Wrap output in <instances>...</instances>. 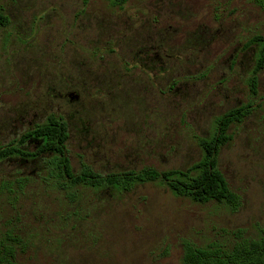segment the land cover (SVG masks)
Here are the masks:
<instances>
[{"label": "rangeland", "instance_id": "rangeland-1", "mask_svg": "<svg viewBox=\"0 0 264 264\" xmlns=\"http://www.w3.org/2000/svg\"><path fill=\"white\" fill-rule=\"evenodd\" d=\"M0 13V146L55 116L75 173L187 169L219 117L253 107L219 158L236 211L157 183L65 190L40 159L1 161L0 240L17 239L15 264H183L185 240L264 239V70L257 95L250 85L264 0H0Z\"/></svg>", "mask_w": 264, "mask_h": 264}, {"label": "trees", "instance_id": "trees-1", "mask_svg": "<svg viewBox=\"0 0 264 264\" xmlns=\"http://www.w3.org/2000/svg\"><path fill=\"white\" fill-rule=\"evenodd\" d=\"M112 6L123 7L131 0H107ZM88 2V0H86ZM9 24V18L0 13V28ZM251 43L258 45V54L253 74L250 78L251 90L258 94L259 74L264 70V36L256 35ZM253 112L252 105L229 111L217 119L215 133L211 137L198 138L202 156L187 169L157 170L145 168L141 171H126L103 175L89 166L75 173L68 155V124L61 118L51 117L45 124L24 133L11 144L0 146V162L20 157L27 161L40 159L48 178L61 189L69 190L77 185L88 186L94 190L131 191L139 185L160 184L175 196L189 199L195 203H218L232 211L238 210L241 198L232 191L225 175L219 167L222 148L228 144L232 135L230 128L242 123ZM28 142H35L37 148L27 151L22 148ZM24 179H18L23 188ZM235 242L225 244L213 241L199 246L192 241L183 243V264H264V239H251L244 230L233 233ZM10 242H17L13 235L0 240V264H15L16 249Z\"/></svg>", "mask_w": 264, "mask_h": 264}]
</instances>
